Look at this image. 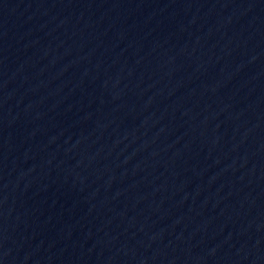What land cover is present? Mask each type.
Returning a JSON list of instances; mask_svg holds the SVG:
<instances>
[{"label":"water","instance_id":"95a60500","mask_svg":"<svg viewBox=\"0 0 264 264\" xmlns=\"http://www.w3.org/2000/svg\"><path fill=\"white\" fill-rule=\"evenodd\" d=\"M0 264H264V0H0Z\"/></svg>","mask_w":264,"mask_h":264}]
</instances>
